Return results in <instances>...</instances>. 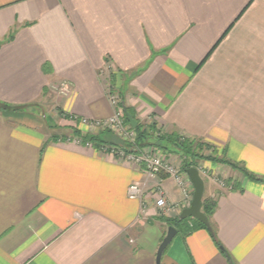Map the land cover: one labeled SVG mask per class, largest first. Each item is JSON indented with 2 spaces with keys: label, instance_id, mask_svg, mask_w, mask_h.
I'll use <instances>...</instances> for the list:
<instances>
[{
  "label": "crops",
  "instance_id": "obj_1",
  "mask_svg": "<svg viewBox=\"0 0 264 264\" xmlns=\"http://www.w3.org/2000/svg\"><path fill=\"white\" fill-rule=\"evenodd\" d=\"M110 91L139 123L264 179V0H0V101L27 107L0 110V264H156L167 220L194 194L181 154L167 153L188 201L175 178H149L122 147L45 130L53 102L73 123L111 119ZM196 161L224 250L190 220L161 264H264V181ZM134 182L143 202L128 196ZM158 184L169 208L156 204Z\"/></svg>",
  "mask_w": 264,
  "mask_h": 264
},
{
  "label": "trees",
  "instance_id": "obj_2",
  "mask_svg": "<svg viewBox=\"0 0 264 264\" xmlns=\"http://www.w3.org/2000/svg\"><path fill=\"white\" fill-rule=\"evenodd\" d=\"M121 107L123 109L125 108L124 102H121ZM26 108L27 107H24V106H13V105L0 101V110H6V109L23 110ZM127 108L129 112L132 113V115L135 117V113H133V111L129 107ZM125 122L130 125L129 120L127 119L126 115H125ZM135 131L137 133L136 144L138 147H145L147 144H155V146L161 149V151L165 154L175 149L184 158V168L185 169L192 167V166L198 167L196 159H198V157H206V158H211L213 160L221 162L223 164H227L235 169H238L252 180L264 181L263 178L257 177L256 175L250 173L243 166L238 165L226 158H218L216 156L215 157L204 156V154L202 153L205 147V143L201 141L190 140L176 132L159 134L157 124L154 121L150 122L149 124L140 122L138 127L135 129ZM72 139L80 140V142L83 144L91 143L92 145H95L101 148L107 147L108 144L110 145V143L104 140L100 136L99 133H84L79 128H75V127L73 128V136L71 138L70 137L62 138V140L64 141L72 140ZM56 140H58L57 137L56 139H54V141ZM224 182H225V186L231 189L236 188L235 184L232 183V180L229 179V180H225ZM217 207H218L217 199L212 198V197H204L203 211L209 218L210 222H211L212 216L214 215ZM190 220H194L196 223V226L198 227L207 228L205 224H203L201 221L194 219V218H187L183 220L180 218H176L174 220H167V221H168V224H170V226L172 225V226L178 227L180 231L185 230L184 235H188L195 227L189 228L187 226L186 229L185 228L183 229L182 227L186 225L187 221H190ZM210 231L212 233V236L214 237V240L217 242L218 246L224 250L221 243L218 242L217 240L215 231L213 229H211Z\"/></svg>",
  "mask_w": 264,
  "mask_h": 264
},
{
  "label": "built area",
  "instance_id": "obj_3",
  "mask_svg": "<svg viewBox=\"0 0 264 264\" xmlns=\"http://www.w3.org/2000/svg\"><path fill=\"white\" fill-rule=\"evenodd\" d=\"M64 87L66 88V85ZM108 96L111 103L116 109L115 114L111 119L107 121H91L89 119H82L81 122L94 130H112L114 134L130 142L131 147H122L123 149L120 148L121 150H119V153L122 156L127 157L129 160H132L139 164L146 172L147 176L151 179H159L162 174H166L175 178L179 186L182 187L184 197L188 201V199H190L191 197L185 186V181L182 173L174 165H172V163L168 159V154L163 153L161 150H159L158 147L154 146H150L149 148L138 147L135 142L137 138L135 129L130 126L125 127V112L121 107V99L119 94L115 91H110L108 93ZM77 141L80 142V140ZM87 145H91V143H88ZM118 148L119 147H117V149ZM105 149L110 150L112 149V147L107 146L105 147ZM212 180H216L221 185H225L224 181H220L215 178H213ZM154 194L157 197L156 204L160 209L169 208L165 196V191L162 188V185L158 184ZM144 195V185H142L141 183L134 182L129 186L128 196L130 199L140 200L143 202ZM142 206L144 209L143 211H145V204H142Z\"/></svg>",
  "mask_w": 264,
  "mask_h": 264
},
{
  "label": "water",
  "instance_id": "obj_4",
  "mask_svg": "<svg viewBox=\"0 0 264 264\" xmlns=\"http://www.w3.org/2000/svg\"><path fill=\"white\" fill-rule=\"evenodd\" d=\"M125 115L129 120V123L133 129H136L139 125V121L129 112L128 108H124ZM193 185H194V194L190 205L183 209L180 219L194 218L201 221L206 227L211 230L212 226L209 221V218L203 211V202L206 190V182L203 178L200 169L196 166H192L186 169ZM178 230L175 226H169L168 231L164 239L162 240L158 251L156 264H161L163 254L168 248L173 239L177 236Z\"/></svg>",
  "mask_w": 264,
  "mask_h": 264
},
{
  "label": "rangeland",
  "instance_id": "obj_5",
  "mask_svg": "<svg viewBox=\"0 0 264 264\" xmlns=\"http://www.w3.org/2000/svg\"><path fill=\"white\" fill-rule=\"evenodd\" d=\"M52 93H53V95H59L60 91L57 88L56 89L54 88L52 90ZM53 103H52L53 107L48 109V111L50 110L52 113L56 112V114H55V116H53V118H50V122H48V124L45 125V130H47V131L54 130L55 132L59 133V135H61V136H59L60 138L61 137L62 138L66 137L65 135H69L70 136V133H71L70 130L71 129L69 128L68 124H72V125H74L75 128H78L79 124H81V122L78 119L74 123L70 122V119L66 118L64 115L61 114V112L59 111V109L57 107V104L55 102H53ZM83 125H85V124H83ZM127 126H130V125L126 123L125 127H127ZM89 128H91V127H89ZM107 131H108V133L109 132H113L112 130H105V131L100 130V131H98V133L99 134L100 133H105ZM158 131H159V134L162 133L160 131V129H158ZM62 133H64V134H62ZM113 138H114V140H113V144L112 145L118 146V147H131L130 142L126 141L124 138H121V137L117 136L116 134H115V136ZM136 140H137V138H136ZM110 146H111V144H110ZM150 146L156 147L155 144H147L145 147L149 148ZM159 150H161V149H159ZM207 179H208V181L212 180V179H209V178H207ZM223 180L225 181V179L221 178V181H223ZM222 186L226 187L225 185H222Z\"/></svg>",
  "mask_w": 264,
  "mask_h": 264
}]
</instances>
